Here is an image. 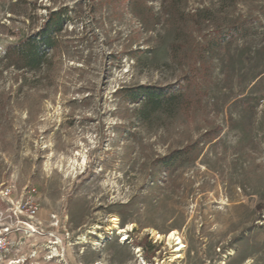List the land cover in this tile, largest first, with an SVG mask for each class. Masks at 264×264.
Wrapping results in <instances>:
<instances>
[{"label": "rangeland", "instance_id": "374dc122", "mask_svg": "<svg viewBox=\"0 0 264 264\" xmlns=\"http://www.w3.org/2000/svg\"><path fill=\"white\" fill-rule=\"evenodd\" d=\"M179 7L176 21L192 22L197 42L216 32L228 43L205 59L182 33L177 39L191 49L177 45L148 67L137 64L139 51L168 49L174 37L165 36L158 0H0V58L50 13L65 18L42 71L0 73L4 264H169L165 237L174 231L186 246L180 264H264V82L253 91L250 78L264 72V0ZM186 72L198 79L184 108L151 128L118 96L125 86H177ZM205 87L221 89L208 96ZM208 131L216 144L168 184L164 175L152 182L156 160L194 158ZM129 202L124 224L113 207ZM114 217L133 226L125 245L104 230ZM96 226L104 242L89 235Z\"/></svg>", "mask_w": 264, "mask_h": 264}, {"label": "trees", "instance_id": "16d2710c", "mask_svg": "<svg viewBox=\"0 0 264 264\" xmlns=\"http://www.w3.org/2000/svg\"><path fill=\"white\" fill-rule=\"evenodd\" d=\"M158 1L160 2V14L165 18L163 25L165 36H169L171 33H174V37L171 41L172 46L164 50L162 44H158L148 52L142 53L139 51L142 56H135V58H137L138 65L146 62L148 67H154L163 61L162 59L164 53L175 55L179 45L180 47L183 46L184 48H187V50H190L192 45L181 42V40L177 39V35L182 33H185L186 35L188 34L193 43L197 42V39L194 38V33L197 30H194L195 28L193 23L186 20L183 24H179L175 19V12L177 11L178 13L180 11V0ZM216 1L220 5L230 7L242 0ZM64 25L65 18L62 13H50L45 24L37 32H34L33 35L27 37L20 45H12L6 49L5 53L0 58V73L4 74L5 71L10 69H13L16 72L24 73L42 71L48 65L50 59H52L57 45L56 38L62 33ZM220 35V33L215 32L210 36H201V41L197 42L198 46L201 48L199 53L203 55L205 59L208 56H212L214 48L217 49L223 47L226 43H228L229 36L226 35L224 36L225 40H220ZM198 64L202 66L203 62L200 61ZM197 75V73H184L178 81L177 86L174 87L160 88L158 86L144 84L125 86L118 92V96H120L128 105L135 107L134 115L140 124L146 126L147 128H151L153 125L160 123L164 118H175L176 115L182 111L185 102L189 99L187 96L188 91L192 88V85L197 82ZM250 78L253 82H256L252 90H259V87L264 82V72H254ZM220 89L216 88V90H208L205 87V90L202 89L203 92L201 93L209 96L210 93H214ZM246 100L247 97L234 101L231 104V108L237 107L240 103ZM230 102V100H226L225 104ZM231 120H234L232 114ZM245 131L246 130L241 129V132L246 135ZM205 137L203 148L198 150L196 156L186 160L180 165L177 164V159L172 154L156 160L152 165V172L154 176L152 182L157 184V177L164 175L163 184H168L169 179L174 176L181 167L196 162L204 151V147L214 142V144H216L219 139V135L211 131H208ZM132 204V202L127 204H115L113 207V212L117 213L121 217L124 224H127L130 221L128 210L131 208Z\"/></svg>", "mask_w": 264, "mask_h": 264}, {"label": "bare ground", "instance_id": "6f19581e", "mask_svg": "<svg viewBox=\"0 0 264 264\" xmlns=\"http://www.w3.org/2000/svg\"><path fill=\"white\" fill-rule=\"evenodd\" d=\"M133 228V226L129 225L126 229L120 227V220L117 217H114L110 220L109 224H107L104 227V230L109 233V235L113 238L115 235H118L119 237L123 238L121 244L125 245L127 244L128 232ZM102 229L99 226H96L89 235L92 236H98L101 242H104L105 235L102 232H99V230ZM90 238V237H89ZM157 238L161 239V236H157ZM81 242L86 243L87 238L86 236H82L80 239ZM165 241L167 246L170 248V263L169 264H180L182 260L184 259L186 246L183 243L179 233L177 231H174L172 233H169L165 237ZM142 250L138 249V254L141 256ZM14 264V262H13ZM165 264V262L160 263ZM225 264V263H223Z\"/></svg>", "mask_w": 264, "mask_h": 264}, {"label": "built area", "instance_id": "2783aa9c", "mask_svg": "<svg viewBox=\"0 0 264 264\" xmlns=\"http://www.w3.org/2000/svg\"><path fill=\"white\" fill-rule=\"evenodd\" d=\"M24 223H26V225H29L30 226V222L29 221H24ZM10 232V230H8L7 232L6 231H4V233H9ZM0 233H2L1 232V230H0ZM129 237V236H128ZM0 250L1 251H5L6 250V239L3 237V234H0ZM0 251V252H1ZM7 260V257L5 256H1L0 255V264H4V262ZM12 261H9V263H11ZM154 262H155V264H159V259L158 258H154ZM18 263V262H17ZM95 264H98V263H95Z\"/></svg>", "mask_w": 264, "mask_h": 264}]
</instances>
